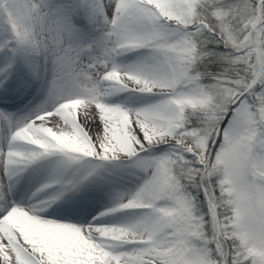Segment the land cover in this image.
I'll use <instances>...</instances> for the list:
<instances>
[{"label":"bare ground","instance_id":"1","mask_svg":"<svg viewBox=\"0 0 264 264\" xmlns=\"http://www.w3.org/2000/svg\"><path fill=\"white\" fill-rule=\"evenodd\" d=\"M67 1H72L71 20L81 19L82 6L89 5L106 21L121 22L128 33L115 42L129 55L102 75L98 98L97 87L89 89L93 84L81 80L68 79L63 88L37 66L21 73L20 55L32 54L30 40L41 26L32 22L31 32L30 23L21 24L22 36L0 29V54L9 46L7 53L14 55L0 63V69L8 66L2 75L0 70V264H141L161 240L159 229L149 228V218L165 213L163 183L155 169L141 181L129 175L132 148L123 142L127 136L121 127L129 117L137 119L131 97L144 86L167 82L165 57L179 51L172 38L162 35L163 20L150 13L152 7L175 4L167 17L174 16L184 10L185 0ZM36 61L47 65L50 55ZM187 98L178 92L172 100L181 105ZM29 115L32 120L17 123ZM137 121L131 134L135 141L163 133L159 127L144 131ZM50 135L60 140L45 139ZM115 214L121 216L110 223ZM88 216L94 217L88 221Z\"/></svg>","mask_w":264,"mask_h":264},{"label":"rangeland","instance_id":"2","mask_svg":"<svg viewBox=\"0 0 264 264\" xmlns=\"http://www.w3.org/2000/svg\"><path fill=\"white\" fill-rule=\"evenodd\" d=\"M196 1L185 0L184 10L174 16L167 17L176 6L169 2L155 4L150 12L163 20L162 35L172 38L179 51L177 55L172 53L165 57L167 70L164 74L167 75V82L144 86L137 92L139 94L131 97L136 106V111L132 113L143 122L144 131L159 127V130H162L160 132L163 133L152 139L135 141L131 134L133 131L137 132L140 122L133 116L129 117L121 127L128 138L121 137L123 142L130 144L132 148L129 154V175L141 181L144 176H150L155 169L163 183L160 192L164 193L162 201L163 205L166 204L165 213L149 218L153 223L149 228H158L161 240L153 250H148L141 264H212L214 253L210 248V242L214 237L218 239V219L212 226L215 229L214 232L206 236L203 231L202 218L196 219L182 189L177 192L181 187L178 180L180 175L176 174L179 173V169L175 164L167 165L170 157L177 155L181 161L186 163L188 174L184 177L189 178L194 168L201 169L200 172H202L207 170L208 163H210L211 154H208V151L200 157L190 143L174 137L177 129L182 125L180 116L182 108L201 106L209 100L208 95L196 85L193 76L188 72L189 65L187 66L185 58L186 55L191 54L194 44L185 39L182 32L187 28L196 29L204 26L201 22L190 24L196 17L194 14ZM260 1L264 3V0ZM71 2L67 0H0V29L2 31L5 29L8 36L11 34L22 36L19 30L21 24L30 23L31 32L32 22L37 25V28L41 26L43 30L40 34L33 35L30 40L32 54L20 55L22 58L21 73L24 75L30 66L31 68L37 66L42 73H48L49 78L58 81L63 88H67L68 79L81 80L83 84H93L89 89L97 87L96 95L101 98L103 95L100 91L103 89L101 87L102 75L115 71L117 63L124 64L127 61L129 50L119 52L115 37L124 36L128 30L122 27L121 22L106 21L101 13L89 5L82 6L81 19L71 20L67 17ZM43 18L44 22H41ZM262 19L263 9L260 7L258 13L248 19L247 23L253 26ZM7 35L5 37H8ZM11 39L13 37L7 38L6 41L9 42ZM8 47L2 50L0 54L2 62L0 63L4 62L6 55L8 62L14 56L11 54L13 50L7 53L9 52ZM250 52L260 66L254 82L260 85L261 91L264 92V68L262 67L264 50L259 40H256ZM48 54L51 62L47 65H41L36 61ZM121 54L122 57H118ZM7 68L6 64L1 75ZM128 84L137 86L132 82ZM112 86L114 87L115 83ZM178 92H183L188 97L186 103L178 105L172 100ZM69 96L77 97L73 94ZM64 97V94L58 96L51 104ZM122 97L129 98V95ZM109 100L108 98L106 102L110 103ZM251 100V97H245L239 103V112L236 111L237 113H234L232 117L231 113L223 116L220 120V122L224 121L223 125L221 128L216 127L210 144L217 136L213 148L217 150V165L221 168L220 184L223 188V195L232 200L235 215L232 223L237 227V243L245 246V256L239 264H264V95L258 97L261 101L258 114L255 110H250L254 104ZM60 101L63 103L66 100ZM101 101L105 100L101 99ZM50 107L53 108L49 106L48 109H51ZM173 113H176L175 118ZM68 116L70 117V112ZM26 117L21 118L17 123L25 119L26 121L32 120L30 115ZM54 136L50 135L45 139ZM55 137L60 140L57 136ZM170 169H177V171L170 173ZM204 175L206 176L205 173ZM115 202L118 201L115 200ZM133 215L134 212L131 211L130 216ZM41 216L47 217L48 215ZM120 216L115 214L107 220L110 223H116ZM92 217L94 216H88L85 219L89 221ZM83 219H67V222L77 223ZM86 220L81 222H86ZM235 247L233 245V250ZM219 251L222 254L218 264H227L222 249L220 248Z\"/></svg>","mask_w":264,"mask_h":264},{"label":"trees","instance_id":"3","mask_svg":"<svg viewBox=\"0 0 264 264\" xmlns=\"http://www.w3.org/2000/svg\"><path fill=\"white\" fill-rule=\"evenodd\" d=\"M260 7L263 9L262 21L253 26L248 25V19L254 17ZM194 11L196 17L190 24L201 22L204 26L187 28L182 32L183 37L194 44L191 54L185 58L187 66L189 65L188 72L193 76L196 85L208 95L209 100L201 106L182 108V125L174 137L190 143L195 152L203 157L210 146L213 132L230 103L258 74L259 64L250 50L254 48L258 38L264 50V3L260 0H197ZM262 65L264 68V62ZM260 88L255 82L234 105L231 117L237 113L239 103L245 97H251L254 103L250 110L259 112L261 101L258 97L264 95ZM216 151L214 148L211 152L207 170L200 172L201 169L194 168L189 178L184 177L188 174L186 163L177 155L170 157L167 165L175 164L179 169V173H176L177 169H170V173L173 171L180 175L178 180L181 187L177 192L182 189L196 219L202 218L206 236L214 232L212 226L218 219V239L214 237L210 242L214 253L212 264H218L221 258L220 248L227 264H239L245 256V246L237 243V227L232 223L235 217L232 200L223 195L219 179L221 168L217 165ZM233 245L236 246L234 250Z\"/></svg>","mask_w":264,"mask_h":264},{"label":"water","instance_id":"4","mask_svg":"<svg viewBox=\"0 0 264 264\" xmlns=\"http://www.w3.org/2000/svg\"><path fill=\"white\" fill-rule=\"evenodd\" d=\"M240 97H241V95H239V96L236 98V100L239 99ZM233 104H234V102H232V103L230 104V107H229L228 112H227L228 114H229V112L231 111V108H232ZM223 122H224V121H223ZM223 122L220 123L219 128L222 127ZM212 146H213V145H212Z\"/></svg>","mask_w":264,"mask_h":264}]
</instances>
